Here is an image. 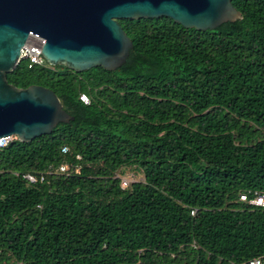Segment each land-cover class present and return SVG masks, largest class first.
Returning <instances> with one entry per match:
<instances>
[{"label": "trees", "instance_id": "16d2710c", "mask_svg": "<svg viewBox=\"0 0 264 264\" xmlns=\"http://www.w3.org/2000/svg\"><path fill=\"white\" fill-rule=\"evenodd\" d=\"M233 4L242 19L216 29L120 20L133 47L115 70L20 60L8 81L74 120L0 147V264L264 259V207L240 199L264 193V0ZM127 167L144 180L123 187Z\"/></svg>", "mask_w": 264, "mask_h": 264}, {"label": "water", "instance_id": "95a60500", "mask_svg": "<svg viewBox=\"0 0 264 264\" xmlns=\"http://www.w3.org/2000/svg\"><path fill=\"white\" fill-rule=\"evenodd\" d=\"M159 17L207 30L243 16L233 0H0V139L29 142L74 120L53 90L8 81L31 32L45 39L41 53L50 65L115 70L133 47L120 20Z\"/></svg>", "mask_w": 264, "mask_h": 264}, {"label": "built area", "instance_id": "2783aa9c", "mask_svg": "<svg viewBox=\"0 0 264 264\" xmlns=\"http://www.w3.org/2000/svg\"><path fill=\"white\" fill-rule=\"evenodd\" d=\"M44 42H45V39L42 36L31 32L26 44L22 48L21 59H24V58L27 59L29 61L30 66L45 65L46 59L41 53ZM81 100L84 101L85 103H89V98L86 94L81 95ZM14 137H15L14 135L1 137L0 147L7 145ZM68 151H69V147L63 146L62 152L67 153ZM58 170L60 172L69 173L71 170V166L65 163V164L60 165ZM76 171H79V167H77ZM23 177L26 178L29 182L33 183V182H37L38 180L43 181L45 178V175L41 174L38 177L35 174L27 173V174H24ZM129 183H130V180L128 178L122 177L123 187H127ZM240 199L243 201H247L248 203L255 205L257 207H264V193L256 192L253 197H249L248 194L242 193L240 195ZM195 213H196V210H193L192 214L194 215ZM263 263H264L263 258H255L251 260L249 263H244V264H263Z\"/></svg>", "mask_w": 264, "mask_h": 264}, {"label": "rangeland", "instance_id": "374dc122", "mask_svg": "<svg viewBox=\"0 0 264 264\" xmlns=\"http://www.w3.org/2000/svg\"><path fill=\"white\" fill-rule=\"evenodd\" d=\"M118 176L126 177L130 180V182L141 181L145 178L144 173L136 167L124 168L118 173Z\"/></svg>", "mask_w": 264, "mask_h": 264}]
</instances>
